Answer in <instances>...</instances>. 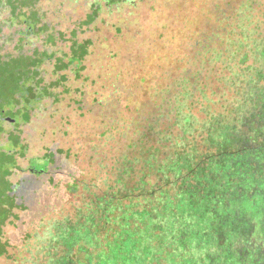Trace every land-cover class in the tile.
Wrapping results in <instances>:
<instances>
[{
	"label": "rangeland",
	"instance_id": "374dc122",
	"mask_svg": "<svg viewBox=\"0 0 264 264\" xmlns=\"http://www.w3.org/2000/svg\"><path fill=\"white\" fill-rule=\"evenodd\" d=\"M29 1L0 0L11 89L34 88L0 132V144L14 131L25 146L0 264H264V0H187L181 11L179 0ZM212 5L222 20L210 52L222 59L210 60L221 67L232 44L248 53L232 62L249 72L241 84L260 69L256 103L241 102L246 117L232 110L238 84L214 103L203 95L192 109L207 121L183 138L180 84L201 79L207 58L199 37L180 36L182 16L193 9L188 22L209 33Z\"/></svg>",
	"mask_w": 264,
	"mask_h": 264
},
{
	"label": "trees",
	"instance_id": "16d2710c",
	"mask_svg": "<svg viewBox=\"0 0 264 264\" xmlns=\"http://www.w3.org/2000/svg\"><path fill=\"white\" fill-rule=\"evenodd\" d=\"M187 0H179V5L177 7V11H181L182 8H184L183 6H185V2ZM37 1L36 0H30L29 4H27L28 6L34 5ZM207 4H209V1L207 2ZM214 5L211 6V9L209 11V9L206 10V15H209L210 13L212 15H216V22L215 25L210 26V32H204L203 30H199L197 26V30L194 29V25H190V20L188 22V17L194 12H192L193 9L189 8V11H187V9H184V12L186 11V14L183 15L182 17H184L183 19V31L180 36H184V38H190V37H196L199 40H195L194 45L196 44H200V48H197L198 50V54L202 53L203 50H206V54L205 57L207 58V63H205V67L203 68V70L205 71V73L203 74L202 70L200 71V76L201 79H198V81H188L187 79L183 80L184 83L181 85L180 87H183V89L185 90L184 92H186V97H184V99L182 100H178L177 104L179 106H175V109H181V112L177 113L178 117L176 123L178 124V132H182V133H186L185 135L183 134H177L180 139L183 135V138L187 137V133H189V131H194L197 130V126L199 124H201V120H206L207 121V117H203L201 118V116L199 114H196L192 108H194L195 104L200 102L202 99V96L204 95V103L210 104V103H214V99L211 97L212 95H218L221 94L223 91H225L226 89L229 88V85L235 86V85H241L239 87V89H243V93L245 92V97L242 94V98L236 103V106L232 109L234 110L237 106H240L244 112L243 115H245V117L248 115V112H251V108L249 106L245 107L243 106V104L241 103L242 101H248V100H252L253 104L256 103L255 99L256 97L254 96V94H257V83H258V79H259V74L256 73L258 71H260V69H256L255 68V72H253V76H254V80L252 81V83L250 85H246V83L241 84L239 82V76L245 75V80L247 79V76L249 75V72L246 73L245 67H238L236 65L235 62L233 61V57L234 56H239L240 57H244L246 54L248 55V53L242 52L241 50H237V49H232L234 46L233 44L230 46L229 51L227 52V54L225 55L227 60H224L221 63V67H215L214 64H216V62H212L210 60V57H213V59H222V54L221 52L215 53V55H213V53L210 52L211 50V44L215 42V38L217 36H219V22H221L220 20V15L219 13L217 14V10H214ZM182 7V8H181ZM182 14V13H181ZM232 13L230 14H226L223 13L222 15H228L230 16ZM32 19L37 21L36 17V12L32 13V16H30ZM227 18V16H226ZM27 22V21H24ZM28 23V22H27ZM188 23V25H187ZM29 24V23H28ZM245 25H243L244 27ZM242 27V28H243ZM32 27L29 24V29H31ZM224 31L226 30L225 28L223 29ZM244 33V32H243ZM84 43H81V47L78 50H74V58H76L77 56L81 57V63L86 55V53L88 52V45L89 42L88 41H83ZM191 46H189V48H193L192 44H190ZM204 45V46H203ZM204 49H203V47ZM196 47V46H195ZM235 47V46H234ZM237 48V47H235ZM255 48H263L264 49V44L261 43V45L259 47H255ZM193 50V49H192ZM257 51V50H256ZM209 54H212L211 56H208ZM167 58H169L167 56ZM238 58V59H239ZM12 62L13 60L16 61L19 59V56L17 57H12ZM212 59V60H213ZM9 63H8V59L7 57H3L2 55H0V132L3 131V118H9L12 119L13 121H16L14 119L15 115L18 114V112L21 109V103L25 102L29 103L31 97L34 95V88L32 86H25L23 85L22 81H17L15 82V86H16V90H12V85H13V78H12V72H9ZM83 65H82V69H83ZM262 68V67H261ZM64 69V68H62ZM168 74V73H167ZM187 76L189 75V78L191 79V76L193 74H191V72H189L188 70L186 71ZM203 74V75H202ZM259 76V77H258ZM64 79V78H63ZM243 80V79H242ZM245 87H247V91L245 89ZM23 89L24 93L20 94L17 93L18 89ZM29 94V95H28ZM252 104V106H253ZM162 105V104H160ZM231 109V108H230ZM219 113V112H218ZM211 115V114H210ZM212 116V115H211ZM216 114L213 115V118L215 119ZM221 117H223V113L221 115ZM211 118V119H213ZM28 119H30V115L28 117ZM175 123V122H174ZM207 124H210L207 123ZM153 127V126H152ZM176 136L174 138V145L175 146H182L181 144V140L179 139V137ZM160 142V141H158ZM8 145V148H5V145ZM4 144H0V233L2 231V226L8 221V219L11 217V215L13 214V208L16 205L15 202V197L14 195L11 193L12 192V188H11V182L9 180V176L12 173V168H14L17 164V151L18 147H20V145L22 147H25L24 144L22 143L19 134L15 133L14 131L10 132L6 138V141L4 142ZM161 145V143H160ZM50 153H46V155H49ZM55 157V156H54ZM139 158L134 159L135 161H139ZM53 161V159H52ZM128 161L132 164L134 163L133 160H131V158H128ZM146 163V162H145ZM144 163V164H145ZM47 165V163H46ZM165 172L166 173H172L170 170H168V168L172 169L174 168L173 165H165ZM195 170V169H194ZM164 189H162L163 191ZM123 195H127L128 191L125 188V191L122 193ZM108 199V196L105 195V200ZM104 200V201H105ZM6 242H3L0 238V256L4 255L6 252Z\"/></svg>",
	"mask_w": 264,
	"mask_h": 264
},
{
	"label": "flooded vegetation",
	"instance_id": "af4514ba",
	"mask_svg": "<svg viewBox=\"0 0 264 264\" xmlns=\"http://www.w3.org/2000/svg\"><path fill=\"white\" fill-rule=\"evenodd\" d=\"M7 119V118H6Z\"/></svg>",
	"mask_w": 264,
	"mask_h": 264
}]
</instances>
